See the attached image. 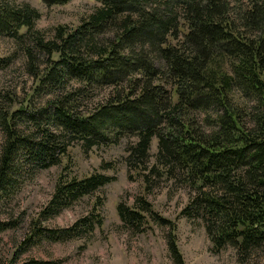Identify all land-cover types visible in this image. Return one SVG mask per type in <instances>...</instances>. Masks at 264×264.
I'll use <instances>...</instances> for the list:
<instances>
[{"label": "trees", "instance_id": "obj_1", "mask_svg": "<svg viewBox=\"0 0 264 264\" xmlns=\"http://www.w3.org/2000/svg\"><path fill=\"white\" fill-rule=\"evenodd\" d=\"M69 1L41 0L46 7ZM94 1L100 6L77 27L58 26L46 40L35 29L37 10L0 0V37L19 44L37 78L32 99L49 97L40 108L0 110V197L17 187L22 169L58 165L73 143L90 149L135 139L125 149L128 170L149 187L165 177L188 188L180 216L204 224L213 252L229 246L238 264L264 254V0ZM6 65L1 58L0 69ZM103 89L108 94L92 103ZM113 180L99 173L60 178L44 213L58 215ZM117 214L135 234L151 224L168 227L172 262L185 264L175 222L145 199L119 203ZM90 216L37 237L91 232L101 221ZM7 228L0 222V233Z\"/></svg>", "mask_w": 264, "mask_h": 264}, {"label": "rangeland", "instance_id": "obj_2", "mask_svg": "<svg viewBox=\"0 0 264 264\" xmlns=\"http://www.w3.org/2000/svg\"><path fill=\"white\" fill-rule=\"evenodd\" d=\"M27 3L40 13L35 29L46 40L53 38L54 29L64 26L72 30L100 5L94 0H70L63 6L46 7L41 0H8ZM8 65L0 69V110L13 111L27 104L40 108L47 96L32 99L37 78L27 71L26 58L14 40L0 37V59ZM45 57L40 59L42 70ZM163 67L161 63L158 65ZM109 90L96 91L95 103ZM32 100V101H30ZM89 105V104H88ZM92 107V106H91ZM2 112H0L1 118ZM21 126H30L20 123ZM18 130L24 127H18ZM0 119V148L4 142ZM135 139H123L114 145H99L90 149L73 143L58 165L44 170L22 169L18 182L9 196L0 197V222L8 228L0 233V264H21L43 261L51 264H173L167 248L168 227L151 224L144 233L135 234L120 221L117 206L132 207L137 198H143L161 217L175 222L177 246L185 264H238L236 251L227 246L218 253L211 250L204 224L180 216L189 199L188 188L162 177L149 187L142 178L129 171L125 163L126 146ZM157 140L150 147V163L155 162ZM104 174L114 180L95 192L72 203L58 215L47 216L44 211L60 178L82 179L92 174ZM94 221L91 232L77 237L51 241L37 237L38 230L71 228L79 219ZM34 240H29L32 237ZM247 264H264V254L254 252Z\"/></svg>", "mask_w": 264, "mask_h": 264}]
</instances>
